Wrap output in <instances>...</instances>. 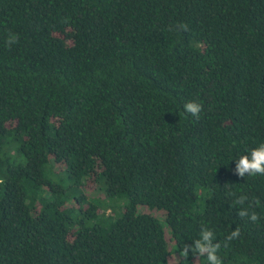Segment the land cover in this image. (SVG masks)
I'll use <instances>...</instances> for the list:
<instances>
[{"label":"trees","instance_id":"16d2710c","mask_svg":"<svg viewBox=\"0 0 264 264\" xmlns=\"http://www.w3.org/2000/svg\"><path fill=\"white\" fill-rule=\"evenodd\" d=\"M261 143L264 0H0V264H264Z\"/></svg>","mask_w":264,"mask_h":264},{"label":"clouds","instance_id":"9594fccd","mask_svg":"<svg viewBox=\"0 0 264 264\" xmlns=\"http://www.w3.org/2000/svg\"><path fill=\"white\" fill-rule=\"evenodd\" d=\"M186 29V25H181ZM17 37L14 34H9L7 44L10 46L15 43ZM184 110L190 113L192 116H199L202 110V106L199 103L190 101L185 103ZM235 173L240 177L247 176H264V143L259 144L257 147L252 148L249 154L240 156L237 159ZM246 201L245 196H240L236 200L237 204L243 205ZM255 203H259L257 200ZM238 216L243 218L249 216V210L247 208H241L238 212ZM250 220L255 222L258 220V215L253 211L249 216ZM240 236V229L237 227L235 230L227 236L226 240L231 241ZM221 244L215 242L214 232L207 227H202L199 233V237L193 240L192 245H184L180 250L179 256L182 258L177 259L175 256L174 264H188L187 257L189 251L198 259L199 257H206L207 264H223L221 258L217 255Z\"/></svg>","mask_w":264,"mask_h":264},{"label":"rangeland","instance_id":"374dc122","mask_svg":"<svg viewBox=\"0 0 264 264\" xmlns=\"http://www.w3.org/2000/svg\"><path fill=\"white\" fill-rule=\"evenodd\" d=\"M96 187H94V186H86V187H84L83 188V191H84V193L86 194V195H98V196H100L101 198H104L105 196H104V194L101 192H99V190L98 189H95ZM95 193V194H94ZM107 212H109V210H107ZM174 260L175 259H172L171 260V263L173 264V262H174Z\"/></svg>","mask_w":264,"mask_h":264}]
</instances>
